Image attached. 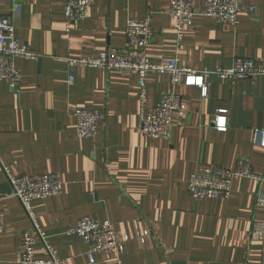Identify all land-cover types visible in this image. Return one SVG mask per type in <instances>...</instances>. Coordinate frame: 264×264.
<instances>
[{"label":"crops","instance_id":"0c3cea01","mask_svg":"<svg viewBox=\"0 0 264 264\" xmlns=\"http://www.w3.org/2000/svg\"><path fill=\"white\" fill-rule=\"evenodd\" d=\"M188 1L203 8L204 0ZM16 3V38L38 58L15 60L22 76L17 92L0 83V210L6 227L0 234V264H17L21 233L31 228L23 207L10 196L5 170L12 176H60L61 193L30 207L43 236L68 264H91L87 245L67 235L87 216L109 221L118 235L129 236L122 264H264V240L251 237L252 223L264 222L254 180H235L227 199L196 201L187 195L189 177L200 166L233 169L241 160L264 176V148L254 135L264 130V78L210 77L202 98L195 87L182 81L173 86L168 75L148 73L150 104L176 93L186 106L167 137L151 140L138 128L135 73L69 67L65 61L121 50L128 20L150 16L153 37L146 56L153 64L176 58L181 67L213 70L246 58L264 66V0H241L235 27L194 17L179 43L169 0H94L87 18L68 35L64 0H0L1 14L9 15ZM76 110L103 115L93 138L76 136ZM218 110L227 111L225 132L213 127ZM145 232L143 241L137 238ZM34 254L46 258L40 244ZM109 263L94 255L93 264Z\"/></svg>","mask_w":264,"mask_h":264},{"label":"built area","instance_id":"2783aa9c","mask_svg":"<svg viewBox=\"0 0 264 264\" xmlns=\"http://www.w3.org/2000/svg\"><path fill=\"white\" fill-rule=\"evenodd\" d=\"M94 0H64L63 15L65 19V33L70 34L71 28L83 22L88 15ZM242 10L241 0H204L202 9H195L188 0H169L168 15L174 19L177 43L181 42L185 30L193 27L196 16L209 18L217 23L237 26L238 14ZM249 13L254 8H248ZM20 12V5L14 4L9 15L0 11V83L6 84L13 92L21 86L22 76L15 67V60H35L38 56L30 48L20 42L15 35L14 18ZM153 37L152 18L146 16L141 20H128L125 29V46L121 50H107L94 58H68L69 67L80 66L99 69L104 72L135 73L137 76L139 94V131L150 138L158 140L168 136L174 117L182 118L186 106L182 98L176 93H165L156 104L148 102L145 92V77L148 73L166 74L173 86L182 81L186 87H195L202 98L207 96L205 80L216 77L221 80L239 81L252 78H264V66L254 59L236 58L231 66L213 70H192L181 67L178 59L166 64H153L146 56V48ZM69 84L73 78L68 79ZM227 111L218 110L214 115L213 127L218 132L227 130ZM75 122V133L78 138H93L96 135L98 123L103 115L99 112L76 110L72 112ZM257 144L264 148V130L254 132ZM10 186V196L15 198L27 214L31 228L22 232L19 246L15 255L17 264H68L58 257L47 237H44L38 225L36 215L30 205L36 200H45L57 196L62 191V181L57 174L36 177L12 176L5 170ZM247 178L254 180L259 189L255 196L256 205L264 207V176H257L252 172L248 162L238 161L233 169L219 166H200L188 180L187 195L196 201L207 199H227L232 191L235 180ZM6 232L5 216L0 210V234ZM67 235L76 236L87 245L86 256L91 264L94 255L101 254L109 264H122L121 256L124 245L129 241L126 234L118 235L109 221H98L87 216L80 219L76 225L67 231ZM147 236L137 234L143 241ZM251 237L264 240V222H253ZM40 244L45 259H38L34 249Z\"/></svg>","mask_w":264,"mask_h":264}]
</instances>
